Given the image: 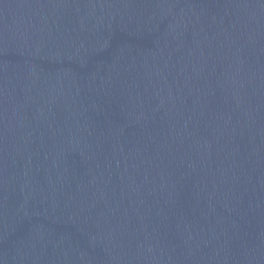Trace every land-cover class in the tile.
<instances>
[{
	"label": "water",
	"instance_id": "95a60500",
	"mask_svg": "<svg viewBox=\"0 0 264 264\" xmlns=\"http://www.w3.org/2000/svg\"><path fill=\"white\" fill-rule=\"evenodd\" d=\"M0 264H264V0H0Z\"/></svg>",
	"mask_w": 264,
	"mask_h": 264
}]
</instances>
